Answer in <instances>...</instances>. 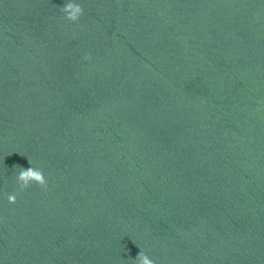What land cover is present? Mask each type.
Returning a JSON list of instances; mask_svg holds the SVG:
<instances>
[{
  "label": "clouds",
  "instance_id": "9594fccd",
  "mask_svg": "<svg viewBox=\"0 0 264 264\" xmlns=\"http://www.w3.org/2000/svg\"><path fill=\"white\" fill-rule=\"evenodd\" d=\"M60 10L66 14V19L73 22L77 21L83 14L82 6L74 2H68L64 4V6L60 7ZM86 58H90V56ZM29 163L31 164V161H29ZM14 168L20 169L16 179L21 190L26 189L33 182L42 187H46L47 181L42 170L33 167H29L25 170L19 165H14ZM6 197L9 203L14 204L16 202L15 194L6 193ZM135 261L136 264H155V262L150 259L149 256L142 250H140L138 253Z\"/></svg>",
  "mask_w": 264,
  "mask_h": 264
}]
</instances>
